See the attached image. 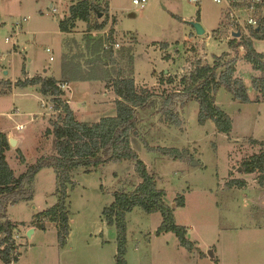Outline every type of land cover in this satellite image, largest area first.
Segmentation results:
<instances>
[{
  "label": "rangeland",
  "instance_id": "374dc122",
  "mask_svg": "<svg viewBox=\"0 0 264 264\" xmlns=\"http://www.w3.org/2000/svg\"><path fill=\"white\" fill-rule=\"evenodd\" d=\"M79 1L0 0V133L24 138L18 146L24 162L15 149L7 154L15 176L54 154V137L45 136V131L58 113L39 86L23 85L26 80L51 77L66 83L63 100L75 120L94 123L115 114L114 83L120 79L132 77L138 89L161 94L171 88L167 78H179L195 61L212 64L224 53L233 57L223 2L146 0L139 8L132 0H84L99 6L101 17L93 13L88 23L76 21L69 32H61L59 21ZM248 15L250 11L241 13L242 19ZM197 18L203 36L191 25ZM94 23L105 25L95 31ZM241 32L248 36V29ZM253 48L264 54V41H253ZM243 54L239 49L235 75L243 81L249 101L240 103L223 88L215 96L231 121L229 134L218 133L211 121L199 124L195 102L177 109V124L165 121L155 108L136 113L130 146L165 192L168 205L183 196L184 206H174L173 218L187 229L193 248L180 247L171 233L156 235L160 215L134 208L125 216L126 264H264V183L257 174L238 171L264 144V102H255L251 77L257 74ZM18 125L25 129L19 131ZM70 181L68 234L63 241L57 224L34 219L57 204L51 168L35 175L31 201L7 207L6 217L17 226L18 236V260L12 264H116V229L105 223L102 211L114 192L132 191L139 183L134 164L108 163L88 174L75 170ZM29 230L33 233L27 237Z\"/></svg>",
  "mask_w": 264,
  "mask_h": 264
},
{
  "label": "trees",
  "instance_id": "16d2710c",
  "mask_svg": "<svg viewBox=\"0 0 264 264\" xmlns=\"http://www.w3.org/2000/svg\"><path fill=\"white\" fill-rule=\"evenodd\" d=\"M234 9L253 7V16L257 21L255 28H248V36L240 33L239 38L231 37L228 47L233 57L228 53L217 56L212 64L195 61L190 70L179 78H167L170 90L161 94L146 88H137L132 77L120 79L114 83L115 114L102 117L94 123L75 120L66 101L64 92L55 79L31 78L23 85L39 86V93L49 98L57 118L51 122V127L45 131V136L54 137V154L41 158L36 164L28 166L26 171L15 176L10 169L6 154L10 151L7 136L0 133V261L2 264H12L18 260L15 254L14 235L16 225L6 217L7 207L19 202L32 200V182L35 175L44 168H51L57 180V204L35 215L38 222L42 218L57 224L58 235L63 241L68 234V212L66 207V184L71 183L70 174L82 170L88 174L92 169L108 163L130 161L139 178V183L132 191H117L113 193L112 202L102 211V217L108 226L116 229V264H126L123 259L126 243L125 216L134 208H140L146 214H159L161 223L156 235L173 234L180 247L191 251L192 243L187 238V229L176 225L173 218V208L183 207L184 198L178 196L174 205H168L164 198L165 192L157 187L154 175L150 174L145 164L138 158L130 146V138L136 131V113L149 108L167 122L178 123L177 109H184L190 102L198 107L197 122L204 124L211 121L218 133L229 134L231 121L226 113L216 105L215 96L220 88L228 92L234 100L240 103L249 101L247 89L243 81L236 77V60L238 50L243 49L242 59L248 63L257 75L251 77V87L256 93L255 102H264V54L257 53L253 41H264V0H229ZM99 6L88 5L82 0L69 8L66 19L59 21L61 32H69L75 27L76 21L88 23L93 13L100 12ZM104 23H94L91 29L100 31ZM221 27H225L221 23ZM166 48V44H163ZM161 84L163 82L161 81ZM3 94H6L5 92ZM2 94V95H3ZM145 143V142H144ZM147 147V144L145 143ZM152 151V149L149 148ZM158 150V149H157ZM20 162H24L21 152L16 149ZM161 153H165L159 150ZM170 153L174 151L169 150ZM168 152V153H169ZM242 172L257 174L260 183H264V144L259 154L241 162ZM238 184V183H237ZM242 186L243 183L238 184ZM40 229L44 226L39 224Z\"/></svg>",
  "mask_w": 264,
  "mask_h": 264
},
{
  "label": "built area",
  "instance_id": "2783aa9c",
  "mask_svg": "<svg viewBox=\"0 0 264 264\" xmlns=\"http://www.w3.org/2000/svg\"><path fill=\"white\" fill-rule=\"evenodd\" d=\"M191 2H197V0H190ZM213 2H215L216 4H221L222 2L226 5V9H227V24H226V28L228 31V35L230 37L232 33L235 32H240L246 31L248 28H255L257 26V21L255 19V17L253 16V7H249V8H240V9H234L232 7L231 1L229 0H213ZM255 2H258V0H255ZM146 0H132V4L135 7H139V8H143L145 6ZM53 11H55L53 9ZM250 11V15L245 16V19H242L241 17V13H247ZM27 19L23 18L22 22H26ZM16 27H19V25H15ZM5 42H10L9 38L5 39ZM117 46V45H115ZM49 50H46V52H48ZM51 59V58H50ZM61 89H64L67 87L66 83H62L59 86ZM16 129L18 130H22L23 126L18 125L16 127ZM15 238L18 236H14Z\"/></svg>",
  "mask_w": 264,
  "mask_h": 264
},
{
  "label": "water",
  "instance_id": "95a60500",
  "mask_svg": "<svg viewBox=\"0 0 264 264\" xmlns=\"http://www.w3.org/2000/svg\"><path fill=\"white\" fill-rule=\"evenodd\" d=\"M99 17H101V14H98V18H99ZM191 25H192V27H193V29H194V32H195V34H196L197 36H203V35L205 34V31H204V29L202 28V26L200 25V23H199V19H198V18L195 20V22L191 23ZM231 36H232L233 38H239V37H240V32L232 33ZM7 141H8L9 147H10L11 149H15V148H16L17 141H16L14 138H12L11 136H8V137H7ZM238 171H241V168H239ZM32 233H33V230H29V231L27 232L26 236H27V237H30ZM208 256H209L210 258H213V257H214L212 251H208Z\"/></svg>",
  "mask_w": 264,
  "mask_h": 264
},
{
  "label": "crops",
  "instance_id": "0c3cea01",
  "mask_svg": "<svg viewBox=\"0 0 264 264\" xmlns=\"http://www.w3.org/2000/svg\"><path fill=\"white\" fill-rule=\"evenodd\" d=\"M60 30V29H59ZM21 126H23V125H21ZM25 129V126H23V129L22 130H24ZM22 130H19V131H22ZM3 133V132H2ZM3 134H5L7 137L8 136H11L12 138H14L16 141H17V145H16V148H15V150L16 149H18V146H19V144H20V142L22 143H24V138H22L21 139V141L20 140H18V138H16V137H14V135L11 133V132H5V133H3ZM13 149H11L10 148V151H12ZM14 151V150H13ZM19 151L21 152V154L23 155V151L19 148ZM8 153H9V151H8ZM7 153V154H8ZM7 154H6V161L8 162V158H7ZM17 157V156H16Z\"/></svg>",
  "mask_w": 264,
  "mask_h": 264
}]
</instances>
